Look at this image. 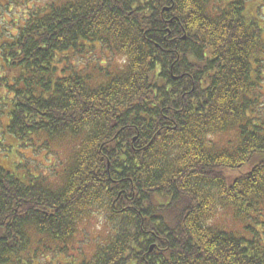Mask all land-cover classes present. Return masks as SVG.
<instances>
[{
  "label": "trees",
  "instance_id": "trees-1",
  "mask_svg": "<svg viewBox=\"0 0 264 264\" xmlns=\"http://www.w3.org/2000/svg\"><path fill=\"white\" fill-rule=\"evenodd\" d=\"M13 7L1 132L81 141L59 188L0 162V264H34L40 237L55 264H264V25L245 0H0ZM95 44L124 66L97 81L63 64ZM227 207L238 232L208 224ZM95 211L109 241L75 255Z\"/></svg>",
  "mask_w": 264,
  "mask_h": 264
},
{
  "label": "rangeland",
  "instance_id": "rangeland-1",
  "mask_svg": "<svg viewBox=\"0 0 264 264\" xmlns=\"http://www.w3.org/2000/svg\"><path fill=\"white\" fill-rule=\"evenodd\" d=\"M63 2L74 0H62ZM37 2L28 3V5L36 4ZM245 7L254 15L258 16L260 24L264 25V0H245ZM20 8L3 10L0 14V26L6 27L12 25L16 17L21 16ZM3 16V17H2ZM1 17L4 18L5 23H1ZM4 38V34H0V41ZM64 65L74 66V68H84L85 72L93 76L97 81L103 80L106 68H115L120 70L124 66L121 58L113 53L107 52L105 47L97 44L91 45L81 53L73 54ZM108 70V69H107ZM5 90L0 87V111L2 109V95ZM264 97V96H263ZM264 107V106H263ZM6 116L0 112V162H7L12 168L24 171L26 165L31 170L29 175L35 174L42 176L45 180L49 178L48 183L55 188L62 186L60 183L62 177V169L68 166V157L73 156L74 150L79 145L81 138L64 137L49 141L46 138L30 140L27 142H20L16 138L7 136L2 133V127L6 122ZM235 133L230 131L225 134H218L214 137H209L214 147L217 149L224 148L228 145L229 140H233ZM20 142V143H19ZM25 145H24V144ZM34 149V150H33ZM50 175V177H49ZM80 224V228L74 239L75 250L73 254H82L89 258L95 251L96 245H105L109 241L111 223H106L105 216L102 212L95 211L93 215H89L87 219ZM261 223L260 218L255 222V227H259ZM208 224L218 227L227 232H238L241 230V223L234 217L233 209L230 207L219 209L215 216L208 222ZM43 242L37 244L33 242V249L37 252L38 261L34 264H55L57 255H55L58 248L56 244L47 240L45 237H40ZM79 250V252H78ZM62 262V261H61ZM129 264V263H127Z\"/></svg>",
  "mask_w": 264,
  "mask_h": 264
}]
</instances>
